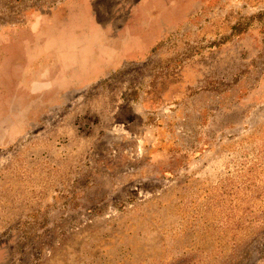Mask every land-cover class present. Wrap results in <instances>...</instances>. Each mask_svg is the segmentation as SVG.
I'll list each match as a JSON object with an SVG mask.
<instances>
[{
	"label": "rangeland",
	"instance_id": "1",
	"mask_svg": "<svg viewBox=\"0 0 264 264\" xmlns=\"http://www.w3.org/2000/svg\"><path fill=\"white\" fill-rule=\"evenodd\" d=\"M0 264H264V0H0Z\"/></svg>",
	"mask_w": 264,
	"mask_h": 264
},
{
	"label": "crops",
	"instance_id": "2",
	"mask_svg": "<svg viewBox=\"0 0 264 264\" xmlns=\"http://www.w3.org/2000/svg\"><path fill=\"white\" fill-rule=\"evenodd\" d=\"M56 50V49H55ZM51 57H53V56H51ZM120 60V59H119ZM121 61V60H120ZM119 61V62H120ZM108 63V62H107ZM52 69H56V66H54V68H52V66H51V72H48V75H50L51 73H52ZM71 71V70H70ZM70 71H68V67L67 66H65L64 67V73H69ZM56 80V79H55ZM52 82H54V80H50V88H46V89H49V92H52V91H56V87H57V84H55V83H53V84H51ZM56 82V81H55Z\"/></svg>",
	"mask_w": 264,
	"mask_h": 264
}]
</instances>
